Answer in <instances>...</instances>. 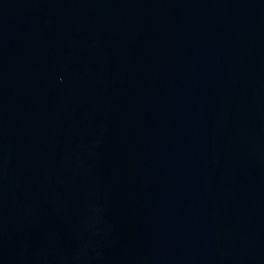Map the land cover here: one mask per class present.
<instances>
[{"label":"water","instance_id":"1","mask_svg":"<svg viewBox=\"0 0 264 264\" xmlns=\"http://www.w3.org/2000/svg\"><path fill=\"white\" fill-rule=\"evenodd\" d=\"M0 264H264V0H0Z\"/></svg>","mask_w":264,"mask_h":264}]
</instances>
